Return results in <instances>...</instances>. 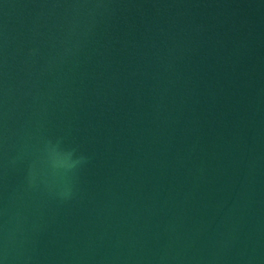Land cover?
<instances>
[{
  "label": "water",
  "instance_id": "95a60500",
  "mask_svg": "<svg viewBox=\"0 0 264 264\" xmlns=\"http://www.w3.org/2000/svg\"><path fill=\"white\" fill-rule=\"evenodd\" d=\"M0 264H264V0H0Z\"/></svg>",
  "mask_w": 264,
  "mask_h": 264
}]
</instances>
